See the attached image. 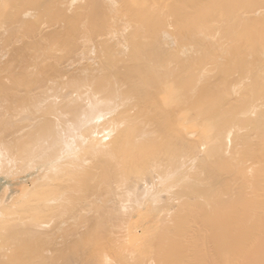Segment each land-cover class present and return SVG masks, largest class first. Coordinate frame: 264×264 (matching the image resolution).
Here are the masks:
<instances>
[{
    "label": "bare ground",
    "instance_id": "6f19581e",
    "mask_svg": "<svg viewBox=\"0 0 264 264\" xmlns=\"http://www.w3.org/2000/svg\"><path fill=\"white\" fill-rule=\"evenodd\" d=\"M144 260L264 264V0H0V264Z\"/></svg>",
    "mask_w": 264,
    "mask_h": 264
},
{
    "label": "rangeland",
    "instance_id": "374dc122",
    "mask_svg": "<svg viewBox=\"0 0 264 264\" xmlns=\"http://www.w3.org/2000/svg\"><path fill=\"white\" fill-rule=\"evenodd\" d=\"M169 7H170V6H168V8H169ZM141 229H143V228H142V227H138V228L136 229V232H135L136 236H140V235L143 233ZM139 230H140V231H139ZM144 248H145V247H142V251H144ZM127 254H129V253H126V255H127ZM131 255H132V254H131ZM145 255H146V257H147L148 254H145ZM149 255L152 256L153 254H149ZM149 255H148V256H149ZM133 256H134V255H133ZM152 257H153V256H152ZM127 258H129V257L127 256ZM133 258H134V257H133ZM133 258H132V259H133ZM153 258H154V257H153ZM153 258H151V259H153ZM130 259H131V257H130ZM130 259H129V260H130ZM132 259H131V260H132ZM147 259H149V257H147ZM151 259H150V260H151ZM145 260H146V258H145ZM145 260H144V263H143V264H148L149 262L146 263ZM146 261H149V260H146ZM151 261H152V260H151ZM152 262H155V261L153 260ZM152 262H150V264H152Z\"/></svg>",
    "mask_w": 264,
    "mask_h": 264
}]
</instances>
